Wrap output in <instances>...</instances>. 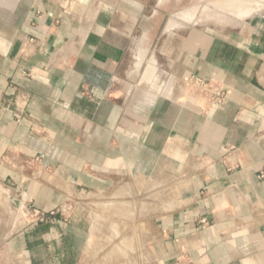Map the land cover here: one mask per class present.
<instances>
[{
	"label": "crops",
	"instance_id": "crops-1",
	"mask_svg": "<svg viewBox=\"0 0 264 264\" xmlns=\"http://www.w3.org/2000/svg\"><path fill=\"white\" fill-rule=\"evenodd\" d=\"M147 4L0 0V197L25 217L0 264H86L84 213L65 204L119 183L163 191L142 203L160 209L146 233L154 264H264V16L172 33L150 89L125 81ZM89 201L127 216L124 202Z\"/></svg>",
	"mask_w": 264,
	"mask_h": 264
},
{
	"label": "rangeland",
	"instance_id": "rangeland-1",
	"mask_svg": "<svg viewBox=\"0 0 264 264\" xmlns=\"http://www.w3.org/2000/svg\"><path fill=\"white\" fill-rule=\"evenodd\" d=\"M159 1L161 0H149V4L145 5L143 8H139L137 13L138 21L141 20V18H145L149 14H152L155 10L154 5ZM177 1L179 6L174 5ZM191 1L192 0H171L162 7L163 11L157 14L156 17L153 16L152 20L147 22V24L145 22L146 20L144 19L137 23V29L132 30L131 32V45L128 47L127 57L131 58L132 56L134 58V56L137 55L139 58L141 57V60L139 62L138 68L135 67L137 68V71L133 73V76L126 78L125 81L132 82L133 84L137 82L138 87L148 86L150 89H155L159 85L156 83V81L160 82L161 80L157 77V72L163 69L164 66L162 64L161 67V59L164 57V54H166L164 49L166 40L171 36L172 33H176L178 31L182 32L188 28H191V26H187L189 22L191 24L197 23L195 25L197 28H204L212 32L227 33L241 30L244 26H246L244 22L248 20V16L246 18L244 16L252 12H256L257 10L264 7V0H247L248 2L246 0H242L240 2H238L239 0H228L234 1L235 4H231L229 6L226 5V7L219 6L220 2H224L226 0H215L216 2L219 1L218 5L214 0H210L206 1V3L210 2L207 3V8L205 7L206 3L204 2L202 3L204 5L199 4L194 6V8L196 7L195 9H193V7L189 9H192V11L186 10L184 12L174 13L184 9L191 3ZM211 1H214L215 3L213 2V4ZM179 3H182V6L184 7L180 8ZM166 9L170 14H173H171V18L168 19L165 25L166 30H164L165 15H163V12L165 13ZM209 9H213V13H209ZM200 10H204L205 12L198 13ZM263 11L264 9L262 12ZM188 12H191V14ZM207 12L208 14H212V16L207 17ZM198 15H200L199 17H202L198 19ZM143 27L152 29L150 35H145V30ZM132 61L135 64L138 60L137 58H134ZM149 66L154 67L153 75L150 78L147 76L146 78H142V74ZM185 90L187 94L191 92L188 87H186ZM162 193L163 191L161 189L152 190L149 188L135 191L130 188L129 184L119 183L115 186L107 187L100 192L79 193L71 199L72 201L67 202L65 204V210L63 213L68 215L73 212L75 208L81 207L87 222L89 237L86 245V250L88 253L86 264H128L127 259H130L133 264H154L149 258L150 256L146 253V233L149 231L148 225L151 218L155 213L159 212L160 209H158V211L155 210L157 207L146 206L142 203L144 202L143 200L147 201L149 198L155 195L158 196ZM86 196H88V198H85ZM92 199L98 203L107 201L124 202L125 206L122 208H124L127 216L117 218L113 214H109L104 209L95 207L93 203H90L89 201ZM23 213H25V211H23ZM94 215L100 217L102 224L99 223L98 235L95 238L93 244H90L89 238L91 235L92 218ZM24 219L25 217L22 214V211L14 209V207L7 206L3 198L0 197V240L5 234H8L12 227L15 226L17 220L22 221L21 223H23ZM113 224L121 230L123 235H126V239L123 242H121V239L123 238L122 236L107 238V231L113 230ZM121 244L127 246V248L123 250L127 254L125 257L121 252H116L113 250V247ZM89 246L91 247L89 248ZM131 247L134 249H131ZM134 252L137 253L135 256H133Z\"/></svg>",
	"mask_w": 264,
	"mask_h": 264
},
{
	"label": "water",
	"instance_id": "water-1",
	"mask_svg": "<svg viewBox=\"0 0 264 264\" xmlns=\"http://www.w3.org/2000/svg\"><path fill=\"white\" fill-rule=\"evenodd\" d=\"M206 1H209V0H192L191 1V3L188 5V6H186L184 9H182V10H179V11H176V12H174V13H179V12H184V11H186V10H189L190 8H192V7H194V6H196V5H199V4H202V3H204V2H206ZM263 5H264V3H263ZM264 9V7H262L261 9H259V10H257L256 12H252V13H250V14H248V15H246V16H244L245 18L247 17V21L246 22H244L246 25L255 17V16H257V15H262V16H264V11L262 12V10ZM171 14H173V13H171ZM171 14L170 13H167V14H165V22H164V30H166L165 29V25H166V23H167V21H168V19L169 18H171ZM194 17H195V15H194ZM243 18V17H242ZM197 24V23H196ZM196 24H191L190 22L187 24V26H191V27H196L195 25ZM163 29V28H162ZM137 57H139V56H137ZM137 63L135 64L136 66L135 67H137L138 68V65H139V62H140V60H141V57L140 58H137ZM136 68V69H137Z\"/></svg>",
	"mask_w": 264,
	"mask_h": 264
},
{
	"label": "flooded vegetation",
	"instance_id": "flooded-vegetation-1",
	"mask_svg": "<svg viewBox=\"0 0 264 264\" xmlns=\"http://www.w3.org/2000/svg\"><path fill=\"white\" fill-rule=\"evenodd\" d=\"M169 1H171V0H161V1H159V2H156V4L154 5V8H155V10H154V12L152 13V14H149L147 17H143V18H141V20H139V21H137V23H139L140 21H142L143 19L144 20H146L145 22H146V24H147V22H149L150 20H152V18H153V16H157V14H159L160 12H162L163 10H162V7L168 2L169 3ZM173 2V1H172ZM180 4V3H179ZM174 5H178V1L176 2V4H174ZM179 6V5H178ZM178 6H176V7H178ZM182 7H184V6H182V3L180 4V8H182ZM177 9V8H176ZM169 10V9H168ZM174 11V10H173ZM167 13H169V11H167V9H166V12L164 13L163 12V15H165V14H167ZM159 16V15H158ZM154 17V18H155ZM155 20V19H154ZM145 27V26H144ZM143 27V28H144ZM147 28H148V26H147ZM147 28H144V30H145V35H150V33H151V28L150 29H147Z\"/></svg>",
	"mask_w": 264,
	"mask_h": 264
},
{
	"label": "bare ground",
	"instance_id": "bare-ground-1",
	"mask_svg": "<svg viewBox=\"0 0 264 264\" xmlns=\"http://www.w3.org/2000/svg\"><path fill=\"white\" fill-rule=\"evenodd\" d=\"M209 1H210V0H209ZM214 1H215V0H214ZM214 1H213V2H214ZM240 1H242V0H239L238 2H240ZM246 1H247V0H246ZM213 2L211 1V3H213ZM215 2H216V1H215ZM215 2H214V3H215ZM218 2H219V1H218ZM218 2H216L217 5H218ZM247 2H248V1H247ZM205 3H206V2H205ZM207 3H210V2H207ZM207 3H206V5H205V7L207 6ZM214 3H213V4H214ZM245 3H246V2H245ZM231 4H235L234 1H228V0H226V1H224V2H223V1L220 2L219 6H225V7H226V5L229 6V5H231ZM261 4H262V3H261ZM201 5H204V4H201ZM201 5H200V6H201ZM215 6H216V5H215ZM198 7H199V6H198ZM202 7H203V6H202ZM208 7H209V5H208ZM232 7H233V6H232ZM232 7H231V8H232ZM195 8H196V7H195ZM195 8L193 7V9H195ZM203 8H204V7H203ZM206 8H207V7H206ZM209 8H210V7H209ZM228 8H229V7H228ZM215 9H216V8H215ZM223 9H224V8H223ZM204 10H205V9H204ZM204 10H200V12H198V13H201V12L203 13V12H205ZM209 10H210V9H209ZM212 10H213V9H211V10L209 11V13H211ZM241 10H242V9H241ZM243 10H244V9H243ZM189 11H192V9L189 10ZM233 11H234V10H233ZM224 12H225V10H224ZM242 12H243V11H242ZM188 13L191 14V12H188ZM212 13H213V12H212ZM235 13H236V12H235ZM239 13H240V12H239ZM207 14H208V12H207ZM217 14H218V13H217ZM226 14H227V13H226ZM195 15H196V14H195ZM201 15H202V14H201ZM239 15H241V14H239ZM239 15H238V16H239ZM182 16H183V15H182ZM199 16H200V15H198V19L202 17V16H201V17H199ZM204 16H205V15H204ZM206 16H207V17H211L212 14H208V15H206ZM230 16H231V15H230ZM184 18H185V17H184ZM194 18H195V17H194ZM220 18H221V17H220ZM196 19H197V17H196ZM200 20H201V19H200ZM171 21H172V20H171ZM194 21H196V20H194ZM86 197H87V196H86ZM152 201H153V200H152ZM93 202H94V201H93ZM95 203H96V201H95ZM153 203H154V202H153ZM96 204H97V203H96ZM93 205H94V204H93ZM94 206H95V205H94ZM148 209H149V208H148ZM119 210H120V209H119ZM121 210H122V209H121ZM121 210H120V211H121ZM117 211H118V210H117ZM113 212L115 213L116 211H113ZM95 218H96V217H95ZM95 218H94V219H95ZM92 219H93V218H92ZM94 219H93V222L96 220V219H95V220H94ZM95 222H96V221H95ZM98 223H99V222H98ZM94 225H95V224H94ZM96 226H97V225H96ZM92 228H93V227H92ZM93 229H94V228H93ZM113 234H114V233H113ZM94 236H95V235H94ZM94 239H95V238H94ZM89 245H90V244H89ZM120 250H121V249H120Z\"/></svg>",
	"mask_w": 264,
	"mask_h": 264
},
{
	"label": "built area",
	"instance_id": "built-area-1",
	"mask_svg": "<svg viewBox=\"0 0 264 264\" xmlns=\"http://www.w3.org/2000/svg\"><path fill=\"white\" fill-rule=\"evenodd\" d=\"M31 42H32V40H30ZM195 82V81H194ZM193 82V83H194ZM17 118H18V116H16ZM258 177L260 178V179H264V170L263 171H261L260 173H259V175H258ZM33 216H35V217H41V216H43V213H41L40 211H37V210H34L33 211ZM203 222V221H202Z\"/></svg>",
	"mask_w": 264,
	"mask_h": 264
}]
</instances>
